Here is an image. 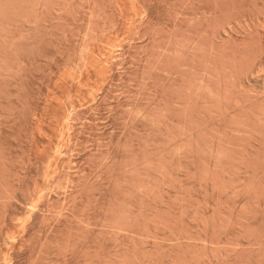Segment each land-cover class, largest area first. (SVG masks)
<instances>
[{"label":"rangeland","instance_id":"1","mask_svg":"<svg viewBox=\"0 0 264 264\" xmlns=\"http://www.w3.org/2000/svg\"><path fill=\"white\" fill-rule=\"evenodd\" d=\"M0 264H264V0H0Z\"/></svg>","mask_w":264,"mask_h":264},{"label":"bare ground","instance_id":"2","mask_svg":"<svg viewBox=\"0 0 264 264\" xmlns=\"http://www.w3.org/2000/svg\"><path fill=\"white\" fill-rule=\"evenodd\" d=\"M60 148V147H59ZM57 149V148H56ZM31 212V211H30Z\"/></svg>","mask_w":264,"mask_h":264}]
</instances>
